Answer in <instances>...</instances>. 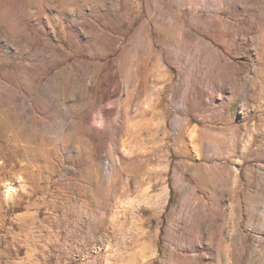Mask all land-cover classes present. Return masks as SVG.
<instances>
[{
	"label": "rangeland",
	"instance_id": "1",
	"mask_svg": "<svg viewBox=\"0 0 264 264\" xmlns=\"http://www.w3.org/2000/svg\"><path fill=\"white\" fill-rule=\"evenodd\" d=\"M0 264H264V0H0Z\"/></svg>",
	"mask_w": 264,
	"mask_h": 264
},
{
	"label": "bare ground",
	"instance_id": "2",
	"mask_svg": "<svg viewBox=\"0 0 264 264\" xmlns=\"http://www.w3.org/2000/svg\"><path fill=\"white\" fill-rule=\"evenodd\" d=\"M144 253H145V252H144ZM140 256H141V258H142L143 255L141 254ZM144 258H145V256H144ZM132 261H133V260H132Z\"/></svg>",
	"mask_w": 264,
	"mask_h": 264
}]
</instances>
